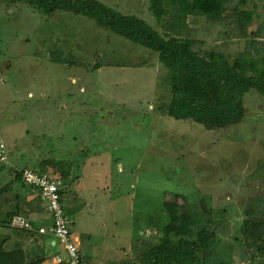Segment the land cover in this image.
<instances>
[{
	"label": "rangeland",
	"instance_id": "obj_1",
	"mask_svg": "<svg viewBox=\"0 0 264 264\" xmlns=\"http://www.w3.org/2000/svg\"><path fill=\"white\" fill-rule=\"evenodd\" d=\"M99 1L144 19L165 38L179 15L166 1L159 22L148 0ZM263 6L264 0H230L218 21L189 15L182 37L201 56L216 51L232 59L252 39L239 33L235 11L253 13L246 26L253 36ZM255 36L264 41V28ZM169 74L157 53L93 19L63 11L47 16L0 0V143L17 169L51 158L57 166L48 174L70 171L61 203L87 263L141 264L143 249L164 237L163 203L177 201L201 220L203 207L210 211L207 225L216 237L208 255L262 264L264 245L259 250L242 225L264 222V97L250 90L240 123L207 130L161 110L171 99ZM8 169L0 174V188L8 186L0 192V220L12 194L24 188ZM15 230L0 226V239Z\"/></svg>",
	"mask_w": 264,
	"mask_h": 264
},
{
	"label": "trees",
	"instance_id": "obj_2",
	"mask_svg": "<svg viewBox=\"0 0 264 264\" xmlns=\"http://www.w3.org/2000/svg\"><path fill=\"white\" fill-rule=\"evenodd\" d=\"M9 1L27 3L47 16L63 11L93 19L99 27L157 53L159 62L170 72V78L166 79V82L169 84L171 99L161 110L176 120H191L207 130L226 128L240 123L246 116L244 104L246 93L253 90L264 97V41L253 40L254 35L257 37L264 28V15L257 31L251 36L247 34L246 26L252 22L253 13L235 11L239 33L252 39L248 46L232 59L216 51H210L205 56H201L192 48L194 41L182 37L184 28L182 21L187 16L200 15L212 21H218L222 18L226 4L230 0H148V9L158 22L167 13L163 6L164 1L176 7L179 15L169 24L172 35L167 38L159 34L144 19L123 14L99 0ZM55 62L63 63L60 58H55ZM99 66L95 64L94 68L97 69ZM4 149L8 162H11L5 146ZM47 159L49 160L43 159L41 163L36 161L23 168H29L38 174H46L50 166H57L51 158ZM8 170L7 173L14 176L13 180L24 184L17 169L9 168ZM5 171L6 165L0 161V174ZM64 171L58 178L54 176L58 180L62 179L63 183L71 179L70 171ZM7 187L3 184L0 192ZM59 194L62 195V189ZM163 206L169 217V223L162 230L164 237L161 242L152 245L149 249H143L141 264H232L229 260L221 261L223 258L221 254H217L220 261L208 255L210 253L207 249L216 237L215 232L207 225L206 216L209 210L203 207V220H201L185 208L184 202L165 201ZM3 214L4 218L0 220L1 227H9L14 215L27 218L26 214L16 206L4 210ZM33 226L38 227V225ZM242 227L243 235L258 243L259 250L262 249L264 222L246 223L245 221ZM15 231L14 236L17 235L21 239L25 237L26 240L28 239V245H30V238L39 234L24 229ZM138 243H140L139 240ZM55 253L64 254L62 247L60 246ZM79 253L81 255L80 250ZM44 259L45 254L42 250L32 251L30 248V251H27L19 246L15 247L10 238L5 235L0 239V264H41Z\"/></svg>",
	"mask_w": 264,
	"mask_h": 264
},
{
	"label": "built area",
	"instance_id": "obj_3",
	"mask_svg": "<svg viewBox=\"0 0 264 264\" xmlns=\"http://www.w3.org/2000/svg\"><path fill=\"white\" fill-rule=\"evenodd\" d=\"M0 161L4 162L6 166H10L3 143H0ZM17 171L21 176V181L25 185L38 191L45 210L50 216L51 225L49 229L44 226L34 227L24 216L14 215L11 218L9 226L14 229L37 232L58 243L62 247L64 254H57L55 256L56 264H88L81 257L78 244L71 238L69 221L64 214L59 194L60 181L48 173L38 174L29 168L18 169Z\"/></svg>",
	"mask_w": 264,
	"mask_h": 264
},
{
	"label": "crops",
	"instance_id": "obj_4",
	"mask_svg": "<svg viewBox=\"0 0 264 264\" xmlns=\"http://www.w3.org/2000/svg\"><path fill=\"white\" fill-rule=\"evenodd\" d=\"M12 177H14V176H12ZM17 182L20 184V186H23L24 188H22V190L20 192H16V193L12 194L11 200L8 202L9 203L8 210L10 209V207H13V206L19 207V209L24 214H26L27 218L30 219V221L33 223V225L44 226L47 229H49V227L51 225L50 216L48 218L49 214L45 210L44 203L41 200L38 191L36 189L30 187V186H26L24 184H21L19 181H17ZM63 187H65V184L62 181L61 189ZM62 200H63V191H62V195H61V201ZM70 234H71V232H70ZM4 235L10 238V241H11L13 246H15V247L19 246L22 249L27 250V251H30V248L33 251L35 249L34 244L40 242L41 247L37 250L39 252H40V250H42L45 254V259L43 260V262L41 264H56L55 256L57 255V253H55V252L57 250H59V248L52 249L53 246L56 245V243L53 245L54 241L52 239L49 241L45 240V243H44L42 241L36 242L34 237H32V238H30V243H29L30 245H28V243H27L28 239L23 240L21 238H18L17 235L12 236L10 234H5V233H4ZM35 235L40 236V234H35ZM71 238H72V240H74L76 242V240L72 236V234H71ZM48 244H49V246H48Z\"/></svg>",
	"mask_w": 264,
	"mask_h": 264
},
{
	"label": "clouds",
	"instance_id": "obj_5",
	"mask_svg": "<svg viewBox=\"0 0 264 264\" xmlns=\"http://www.w3.org/2000/svg\"><path fill=\"white\" fill-rule=\"evenodd\" d=\"M10 163V166H9V168L10 169H12V170H15V169H17L16 167H14L12 164H11V162H9ZM8 167V166H7ZM22 169V168H21ZM18 170V169H17ZM60 181V183H61V185H60V189H61V186H62V181L61 180H59ZM10 227V226H9ZM54 244H55V242H54Z\"/></svg>",
	"mask_w": 264,
	"mask_h": 264
},
{
	"label": "water",
	"instance_id": "obj_6",
	"mask_svg": "<svg viewBox=\"0 0 264 264\" xmlns=\"http://www.w3.org/2000/svg\"><path fill=\"white\" fill-rule=\"evenodd\" d=\"M53 245H54V243H53Z\"/></svg>",
	"mask_w": 264,
	"mask_h": 264
}]
</instances>
